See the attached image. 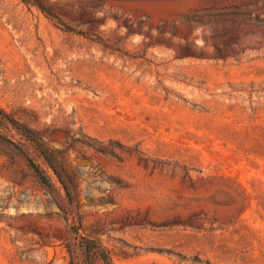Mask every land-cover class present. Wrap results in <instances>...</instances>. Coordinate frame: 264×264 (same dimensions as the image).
Segmentation results:
<instances>
[{
  "label": "rangeland",
  "instance_id": "1",
  "mask_svg": "<svg viewBox=\"0 0 264 264\" xmlns=\"http://www.w3.org/2000/svg\"><path fill=\"white\" fill-rule=\"evenodd\" d=\"M0 110V264H264V0H0Z\"/></svg>",
  "mask_w": 264,
  "mask_h": 264
},
{
  "label": "trees",
  "instance_id": "2",
  "mask_svg": "<svg viewBox=\"0 0 264 264\" xmlns=\"http://www.w3.org/2000/svg\"><path fill=\"white\" fill-rule=\"evenodd\" d=\"M0 112H2L3 116H5L13 125H15L24 135H26V137L28 139H30L31 141H33L35 143L36 147L40 150V152L43 154V156L46 158V160L49 162V164L54 168V170L58 174L61 182L64 184V186L67 190V193L70 197L71 194L68 190V186L66 185L62 175L58 171V166L56 163V159H57L56 151L57 150L52 149V148L48 147L47 145H45V143L43 141H41L39 136L32 129L27 128L26 126L18 123L17 121L12 119L9 115L4 113V111L0 110ZM30 162H31V165L33 167H35V170L40 174V169L35 165V163L32 160H30Z\"/></svg>",
  "mask_w": 264,
  "mask_h": 264
}]
</instances>
